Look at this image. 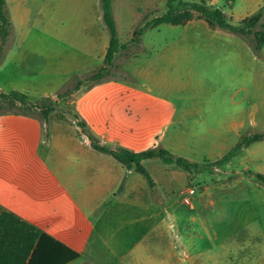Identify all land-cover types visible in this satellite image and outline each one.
<instances>
[{
    "label": "crops",
    "instance_id": "obj_1",
    "mask_svg": "<svg viewBox=\"0 0 264 264\" xmlns=\"http://www.w3.org/2000/svg\"><path fill=\"white\" fill-rule=\"evenodd\" d=\"M86 1L64 3L57 19L41 23L48 34H10L0 56V93L17 91L32 104H42L69 85L73 77L82 78L103 65L110 35L101 0ZM6 2L7 7L15 5V0ZM25 3L23 0V23H27ZM118 3L120 8H116ZM161 4L162 0H113L119 43L130 47L117 54L126 59L127 79L83 85L73 94L74 115L106 146L136 153L163 147L180 153L169 143L185 133L171 135L169 130L191 123V112L188 104L179 106L161 91L160 74L163 65L175 67L180 57H190L191 44L202 42L210 29L205 31V25L195 20L188 22L183 29L184 50H178L175 42L163 50L162 27H179L168 24L145 30L141 44L132 45L138 31L157 17L145 20L146 13H155ZM53 113L47 123L31 114L0 113V211L12 213L81 254V259L71 264L94 255L102 257L101 264H109L113 240L108 219L118 215L124 223L138 227L160 214L154 212L149 218L147 209L140 206L142 199L117 195L126 181L129 186L141 181L136 172L91 148L80 135L74 116L56 119ZM157 160L142 164L172 166L161 160L164 165H159ZM250 182L259 189L262 186L258 181ZM216 204L209 199L206 209ZM218 204L219 212L206 214L197 232L181 234L180 252L174 245L167 246L163 254L147 261L139 252L136 263L264 264V198L244 202L226 197ZM241 204L248 205L245 207L251 214ZM195 209L190 207L192 212ZM125 259L126 254L118 257L122 263Z\"/></svg>",
    "mask_w": 264,
    "mask_h": 264
},
{
    "label": "rangeland",
    "instance_id": "obj_2",
    "mask_svg": "<svg viewBox=\"0 0 264 264\" xmlns=\"http://www.w3.org/2000/svg\"><path fill=\"white\" fill-rule=\"evenodd\" d=\"M166 1L162 0L160 9H156L155 13H146L145 20L165 15ZM180 1L189 4L199 0ZM86 2L26 0L27 23H23V0H15V5L10 3L7 7L13 23L11 35L48 34L43 32L41 25L57 19L59 8L64 3L87 4ZM207 2L214 8L222 9L234 25L264 5V0ZM120 7L121 4L118 3L116 8ZM194 20L199 25L204 24V30L207 31L208 26L204 21ZM170 27H162L163 50L172 42L178 43V50H184L185 26ZM191 47V56L180 57L177 66L163 65L160 81L163 87L161 91L168 94L179 106L188 104L191 112V123L174 125L169 130L171 135L178 131L185 133L182 137L171 138L169 145L180 152H173L174 154L199 163L201 169L190 174L173 165L159 168L148 163L145 167L156 183L154 188H150L137 173L135 175L141 181L130 186L126 181L121 186L117 195L139 197L144 201L140 206L147 209L146 215L149 218L154 212L160 216L146 220L138 227L124 223L118 215L108 219L107 225L112 231L113 240V256L109 264H137L134 258L139 252L147 261L150 257L163 254L167 246L171 245L180 252L183 242L181 234L189 230L197 232L202 227L206 214L219 212L218 203L223 198L237 197L244 202L253 198H264V187H255L250 180L257 181L246 176L248 171L264 174V141L242 149L229 163H219L221 157L246 136L264 132V48L261 56L255 57L249 46L239 37L211 29L202 42L192 43ZM126 63L123 55L116 56L115 64L120 67L115 71L116 79L127 76L124 68ZM84 85L89 86L90 83ZM72 101L73 95L58 101L54 117L73 118ZM7 111L31 114L43 120L37 111L0 99V113ZM156 163L164 165L160 160ZM191 190L196 192L192 197L189 194ZM209 199L217 203L213 209H206ZM240 206L244 208L248 205ZM190 207L196 209L192 212ZM244 211L251 214L246 207ZM105 253L104 250L103 256ZM122 254H126L124 263L118 260ZM93 260H98V264H101L102 257L94 255L92 259L84 258L76 264H97Z\"/></svg>",
    "mask_w": 264,
    "mask_h": 264
},
{
    "label": "trees",
    "instance_id": "obj_3",
    "mask_svg": "<svg viewBox=\"0 0 264 264\" xmlns=\"http://www.w3.org/2000/svg\"><path fill=\"white\" fill-rule=\"evenodd\" d=\"M113 0H101L103 20L109 31L110 42L104 63L101 67L93 70L86 76L73 77L70 84L58 92L55 97H49L42 104H32L28 97L20 92L11 91L8 94L0 93V99L18 103L21 107H27L37 111L44 122L49 121V116L55 112L58 101L71 97L79 91L85 83H90L89 87L114 81L115 71L119 66L115 64L117 54L128 50L129 45H120L118 32L112 11ZM167 12L165 15L156 17L147 22L140 29L132 45H140L143 32L149 28H154L162 24L172 26H185L194 19L204 21L211 30L223 31L243 40L250 48L255 57H260L264 48V5L256 12L242 19L239 24L231 23L230 18L220 8L209 5L207 0H199L189 4H184L180 0H167ZM12 21L7 8L6 0H0V56L3 54V47L11 34ZM126 80V76H122ZM79 133L90 143L95 151L111 156L122 164L128 171L134 170L141 175L150 188H154L156 183L142 164L145 160H161L166 165H173L187 173L198 172L201 166L182 156L175 155L163 147H153L142 152H132L121 147H110L101 143L93 135L87 124L74 115ZM47 136V131L46 134ZM264 141V132L246 136L242 142L234 145L219 160L225 164L232 161L242 149L255 143ZM246 176L255 179L264 187V174L252 171L246 172ZM81 254L72 251L52 237L42 233L36 227L26 223L12 213L0 211V264H71L81 259Z\"/></svg>",
    "mask_w": 264,
    "mask_h": 264
},
{
    "label": "built area",
    "instance_id": "obj_4",
    "mask_svg": "<svg viewBox=\"0 0 264 264\" xmlns=\"http://www.w3.org/2000/svg\"><path fill=\"white\" fill-rule=\"evenodd\" d=\"M195 193H196L195 190H191L190 193H189V194H190V197L194 196ZM185 201H186L187 203H188V202L190 203V200L188 201V199H186Z\"/></svg>",
    "mask_w": 264,
    "mask_h": 264
}]
</instances>
